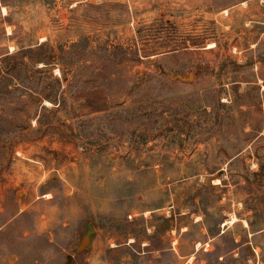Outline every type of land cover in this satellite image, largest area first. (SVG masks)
<instances>
[{
	"label": "rangeland",
	"instance_id": "374dc122",
	"mask_svg": "<svg viewBox=\"0 0 264 264\" xmlns=\"http://www.w3.org/2000/svg\"><path fill=\"white\" fill-rule=\"evenodd\" d=\"M0 264H264V0H0Z\"/></svg>",
	"mask_w": 264,
	"mask_h": 264
},
{
	"label": "trees",
	"instance_id": "16d2710c",
	"mask_svg": "<svg viewBox=\"0 0 264 264\" xmlns=\"http://www.w3.org/2000/svg\"><path fill=\"white\" fill-rule=\"evenodd\" d=\"M71 134H72V132H70V135H68V137L72 138V139H75L74 136H72L73 134L72 135Z\"/></svg>",
	"mask_w": 264,
	"mask_h": 264
},
{
	"label": "bare ground",
	"instance_id": "6f19581e",
	"mask_svg": "<svg viewBox=\"0 0 264 264\" xmlns=\"http://www.w3.org/2000/svg\"><path fill=\"white\" fill-rule=\"evenodd\" d=\"M4 8V7H3Z\"/></svg>",
	"mask_w": 264,
	"mask_h": 264
}]
</instances>
